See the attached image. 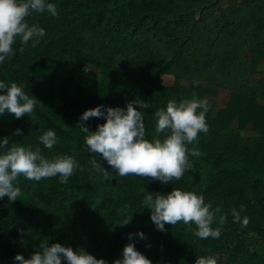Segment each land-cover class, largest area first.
Instances as JSON below:
<instances>
[{
    "label": "trees",
    "instance_id": "trees-1",
    "mask_svg": "<svg viewBox=\"0 0 264 264\" xmlns=\"http://www.w3.org/2000/svg\"><path fill=\"white\" fill-rule=\"evenodd\" d=\"M219 1L53 0L56 16L28 17L30 24L45 28L46 36L35 47L31 42L21 46L18 39L15 54L0 64V80L22 85L40 102L20 118L9 112L0 116V136H8L9 146H40L48 158L73 155L80 167L67 183L21 176L16 182L20 197L0 199V264H16L18 252L29 258L42 241L83 248L112 264L129 233L152 264H194L207 255H214L217 264H264V103L255 95L232 90L223 106L210 104L208 132L188 145L202 155L189 156L193 167L169 184L120 177L98 154L110 171L104 179L90 166L95 154L87 150L78 124L94 130L103 118L80 121L83 110L123 107L138 97L149 105L140 110L151 138L154 112L169 100L217 95L198 84L185 89L180 77H202L236 51L247 56L248 73H255L264 55V0H226L223 8ZM117 54L125 56L120 66ZM167 73H175L172 84L163 81ZM16 128L21 135H12ZM49 128L59 138L52 150L38 140ZM172 187L203 194L220 209L216 215H225L226 222L219 238L200 239L194 224L182 222L166 225L163 232L156 229L141 201L147 190L155 195ZM241 205V216L249 218L244 228L231 213ZM129 216L130 222L121 225ZM138 229L145 240L134 235Z\"/></svg>",
    "mask_w": 264,
    "mask_h": 264
},
{
    "label": "clouds",
    "instance_id": "clouds-1",
    "mask_svg": "<svg viewBox=\"0 0 264 264\" xmlns=\"http://www.w3.org/2000/svg\"><path fill=\"white\" fill-rule=\"evenodd\" d=\"M45 12L52 16L58 14L53 0H0V64L15 54L14 45L18 39L21 46L31 42V46L35 47L40 43L46 36V30L39 24H30L28 17L33 13ZM19 50L23 51V47ZM38 102L22 85L0 80V116L9 112L15 118H20L32 113ZM148 107L145 100L137 97L123 107L96 105L80 114V121L103 118V122L98 123L94 130L83 123L78 124L85 134L87 150L95 154L90 166L104 179L110 177V171L97 158L98 154L120 177L130 174L151 177L162 184L179 181L193 167L189 156L198 158L202 155L199 148L189 149L188 145L198 143L199 134L208 132L206 114L210 103L207 98L193 96L190 100L179 102L171 99L165 107L156 109L151 138L146 135L144 114L140 110ZM21 133L22 130L16 128L12 135L19 136ZM38 140L48 150L59 143L55 130L51 128L44 131ZM79 167L73 155L57 154L48 158L40 146H9L8 136H0V199L6 196L9 201H15L20 197L21 188L16 182L21 176L33 181L57 177L60 183H67ZM141 204L150 210V220L161 232L167 230L166 225L182 222L185 225L194 224V235L200 239H217L221 235V226L226 222V216L221 214L217 217L220 209L206 202L203 194L180 187H172L166 193L156 192L155 195L147 190ZM242 211V205L239 210L231 209L232 215L239 219L240 226L244 228L249 218L241 216ZM130 216L121 225L129 223ZM134 235L141 240L146 239L142 230L138 229ZM129 237L120 257L113 259L112 264H152L135 247L132 233H129ZM39 249L29 258L18 252L14 261L16 264H109L103 257L98 258L83 248L73 250L59 241H42ZM194 264H217V258L214 255L199 256Z\"/></svg>",
    "mask_w": 264,
    "mask_h": 264
},
{
    "label": "rangeland",
    "instance_id": "rangeland-1",
    "mask_svg": "<svg viewBox=\"0 0 264 264\" xmlns=\"http://www.w3.org/2000/svg\"><path fill=\"white\" fill-rule=\"evenodd\" d=\"M220 8L226 5V0L218 2ZM234 6V3H232ZM231 57L226 58L224 63L215 66L209 72L204 73L199 78L180 77V84L183 88L189 89L192 84L202 85L217 91V95L207 97L210 104L221 107L225 104L229 93L233 90L244 94L255 95L257 99L264 103V55L260 56L257 63V71L248 73L247 56L240 52L230 53ZM125 60L123 54L116 55V65L120 66ZM138 74V70L135 71ZM165 84H172L175 73L162 75Z\"/></svg>",
    "mask_w": 264,
    "mask_h": 264
}]
</instances>
